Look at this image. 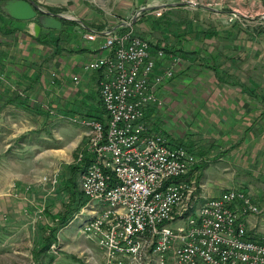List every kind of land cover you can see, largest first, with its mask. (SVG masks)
Segmentation results:
<instances>
[{
  "label": "crops",
  "instance_id": "1",
  "mask_svg": "<svg viewBox=\"0 0 264 264\" xmlns=\"http://www.w3.org/2000/svg\"><path fill=\"white\" fill-rule=\"evenodd\" d=\"M111 1L113 7L102 14L89 9L91 0H37L47 9L67 7L61 8L66 21L82 22L67 27L62 21V34L42 29L39 37L32 34L33 22L0 11V101L46 107L61 128L76 116L101 117L99 73L85 65L101 56L106 31L123 32L129 25L150 41L153 56L165 51L156 59L155 75L180 59L173 79L157 89L161 105L147 111V134L161 133L203 158L192 172L199 203L245 189L264 210V32L204 30L194 24L204 11L168 7L175 0ZM88 34L96 40H87ZM79 125L85 136L86 127ZM244 222L250 235L264 234L263 217Z\"/></svg>",
  "mask_w": 264,
  "mask_h": 264
},
{
  "label": "built area",
  "instance_id": "2",
  "mask_svg": "<svg viewBox=\"0 0 264 264\" xmlns=\"http://www.w3.org/2000/svg\"><path fill=\"white\" fill-rule=\"evenodd\" d=\"M130 27L106 31L101 56L85 65L99 73L104 122L72 119L86 127L74 160L88 198L82 233L105 264H264V234L250 235L244 222L263 213L252 194L228 189L199 203L192 172L203 158L161 133L147 134V111L161 105L157 89L173 79L180 59L155 75L165 51L153 56L150 41Z\"/></svg>",
  "mask_w": 264,
  "mask_h": 264
},
{
  "label": "rangeland",
  "instance_id": "3",
  "mask_svg": "<svg viewBox=\"0 0 264 264\" xmlns=\"http://www.w3.org/2000/svg\"><path fill=\"white\" fill-rule=\"evenodd\" d=\"M91 1L95 2L89 9L102 14L114 5L111 0ZM175 1L215 9L182 6L188 12L204 11L205 16L194 23L204 30L238 27L253 36L264 32V0ZM40 7L61 15L66 14L61 8H67ZM42 108L0 101V264H105L104 253L82 233L81 224L89 217L81 214L83 207L75 211L78 206L74 205L75 212L66 214L70 201L66 187L73 182L71 168L77 165L76 154L86 142L84 128L72 119L61 128L50 110ZM74 178L80 187V174ZM260 199L264 202V196ZM66 215L68 223L63 225ZM258 217L264 218V210ZM50 240L49 250L44 251Z\"/></svg>",
  "mask_w": 264,
  "mask_h": 264
},
{
  "label": "water",
  "instance_id": "4",
  "mask_svg": "<svg viewBox=\"0 0 264 264\" xmlns=\"http://www.w3.org/2000/svg\"><path fill=\"white\" fill-rule=\"evenodd\" d=\"M179 6H192L196 8H203L209 11H216L208 6L198 5L193 1L178 2L169 4L168 7ZM165 8L166 6H162ZM1 11L8 17L22 22H33L32 34L35 37H39L42 29L59 31L62 29V21L66 20V17L61 14H56L51 11L42 9L33 0H6L0 4ZM150 8H142L139 13L150 10ZM137 18V17H136ZM135 18V20H136ZM77 23L82 24L80 20H75Z\"/></svg>",
  "mask_w": 264,
  "mask_h": 264
},
{
  "label": "trees",
  "instance_id": "5",
  "mask_svg": "<svg viewBox=\"0 0 264 264\" xmlns=\"http://www.w3.org/2000/svg\"><path fill=\"white\" fill-rule=\"evenodd\" d=\"M5 1L6 0H0V4L3 3V2H5ZM0 11H1V9H0ZM57 13H60V11L57 10ZM63 23H64L65 26H67V25H69V26H77L76 22H74V21H72V22L71 21H63ZM63 29H61V31H63ZM103 117L104 116L101 115V117L97 118V120H100V121L104 122V120H103L104 118ZM77 156H78V153L76 154V157L75 158H77ZM85 164L86 165L88 164V159H85ZM71 169L73 170L75 176L77 174H80V172L82 171V168L79 165H75ZM74 175H73V178H72V181L73 182H69L68 181L69 184H70V186L67 185V187H66L69 190V195H70L69 196L70 197V201H69V203H68V205L66 207V212H67L66 214L67 215L68 214H71V213H73L75 211L80 210L88 202V198L83 194V192L80 190L79 185L75 182ZM74 205H77L78 206L75 209V211L73 210V206ZM67 215L63 217V220L61 222V223H63V225H66L68 223ZM53 232H54V230L51 231L50 234L52 235ZM50 244H51V240L48 243L46 242V246L44 248V251L49 250Z\"/></svg>",
  "mask_w": 264,
  "mask_h": 264
}]
</instances>
